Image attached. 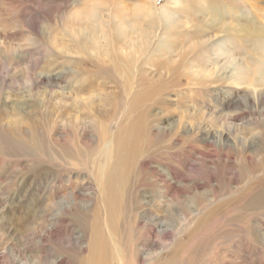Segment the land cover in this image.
I'll list each match as a JSON object with an SVG mask.
<instances>
[{
	"label": "rangeland",
	"instance_id": "rangeland-1",
	"mask_svg": "<svg viewBox=\"0 0 264 264\" xmlns=\"http://www.w3.org/2000/svg\"><path fill=\"white\" fill-rule=\"evenodd\" d=\"M148 1L154 5L155 15L161 16L163 10L179 13L178 9L173 10L169 0H108L109 13L113 12L114 20L120 14L127 15L125 9L130 10L129 14L132 11L139 14L136 6ZM194 1L185 0V3L192 6ZM229 1L221 0L220 3L232 14L221 18L230 22L232 17H254L264 25V10H255L251 6L252 1ZM261 2L264 8V0ZM92 4L93 0H0V125L4 130L14 117L27 116L26 121L30 116L36 119L37 112L43 113L48 108L54 111L59 107L56 104L67 107L73 101V95L63 89L67 83L57 77L62 72L74 70L75 66L70 62L75 57L85 59V56L64 54V48L72 46L66 41L71 39L69 36L74 37L67 27L68 19L75 15L82 18ZM177 5L181 4L177 2ZM106 8L100 7L99 14L108 13ZM209 11L210 7L205 8L198 16L209 18ZM203 25V28L208 27L207 22ZM161 30L156 31L158 39L153 40L155 46L164 37L161 33L158 35ZM203 35L210 41L198 53V58L192 59L189 68L195 70L204 66L203 70L212 69L209 82L224 77L221 68L228 62L217 63L219 56L212 54L213 51L220 50L235 58L236 64H242L248 49L256 45L251 39L234 35L226 38L220 33L215 37L208 32H203ZM154 48H146L145 56ZM106 65L111 69L110 62ZM226 69L224 74L232 72L229 67ZM143 70L150 74L153 83L157 82L153 67L145 66ZM38 77L40 83H37ZM178 78V86H167L157 99L151 96L147 102L149 117L146 118L152 139L160 136L157 151L160 148L165 155L159 161L160 166L173 172L170 184L177 196L174 217L169 216V199L165 192L168 182L155 171L157 158L154 156L152 160L155 163L148 165L137 162L133 167L136 172L133 187L141 193H150L154 199L160 194L156 201L162 202L158 212L162 232L156 227L152 237L148 239L150 234H147L144 247L139 245V249L143 252L156 250L149 264H264V205L254 206L256 202L253 200L255 194L264 192V171L244 168L246 159L249 161L257 157L249 152L244 155L239 145L224 149L207 147L200 140L198 130L194 135L186 137L184 134L185 125L206 127L211 116H218L220 111H224V115L238 114L232 122L235 130H231L229 137L232 141L240 140L248 132L246 123L256 129V120L264 104L253 103L243 85L233 87L219 80L207 88L188 89L189 78ZM28 80L33 81L31 88ZM107 87L104 88L106 93L113 92L117 97L118 90ZM102 88L96 90L97 95L105 93H99ZM146 89L148 92L152 90L151 87ZM132 91L131 100L138 89ZM127 101L130 102L128 95L123 96L124 106ZM22 108L31 113L23 115L20 112ZM201 115H204V120H199ZM68 118L69 115L55 117V127H67ZM79 118L81 129L90 125L89 119ZM116 127L117 122H114L110 129ZM59 131L57 129L55 133L60 135ZM70 142L68 137H58L56 143L51 142V149L64 157L63 150L69 148ZM78 146L82 147L80 143ZM51 154L54 156V153ZM95 157L96 154L93 159ZM87 164L86 168L79 162L76 167L69 163L60 168V172L51 175L44 170L50 162L43 156L33 161L15 155L12 150L0 152V264H41L43 256H47L46 264H55L58 259L62 264H74L73 256L86 243L74 217L85 220L93 209L99 208L98 180L107 159L102 155ZM190 209L192 214L188 217ZM126 222L119 221L121 225ZM155 222L158 223V220ZM143 225L145 223L141 218L139 227ZM78 237L82 241L73 243Z\"/></svg>",
	"mask_w": 264,
	"mask_h": 264
},
{
	"label": "bare ground",
	"instance_id": "bare-ground-1",
	"mask_svg": "<svg viewBox=\"0 0 264 264\" xmlns=\"http://www.w3.org/2000/svg\"><path fill=\"white\" fill-rule=\"evenodd\" d=\"M220 1L195 0L191 6L186 4L185 0H169V3L174 6L173 10L178 9L179 13L163 10L161 16L154 14V5L148 1L146 4L136 6L135 10L138 9L139 14L136 11L129 14L130 10L125 9L127 15L120 14L114 20L113 12L109 13L108 0H93L91 8L83 14L82 18H80L81 15H75L68 19L67 27L71 29L70 32L74 34V37L69 36L71 39L66 41V43L71 42L72 46L69 45V49L64 48V54L85 56V59L75 57L73 62L68 60L75 66L74 70L58 73L57 78L67 83L63 89L73 95V101L67 107L61 106L60 103L56 104L59 107L53 109L54 111L48 108V112H37L36 119L30 116L26 121L27 116L14 117L5 130L0 125L1 153L12 150L15 155L30 158L33 161L43 156L50 162V166L45 167L44 170L51 175L60 172V168L69 163L76 167V163L79 162L87 168V163L90 161L93 163L96 158L106 156L107 164L103 167L98 180L101 197L99 208L93 209L85 220L74 217L83 231L82 240L86 241L80 252L73 256L74 264H137V262L149 264L151 258L156 255V250L143 252L139 249V245L144 247L147 234H150L148 239L151 238L156 227L159 232H162V222L158 215L162 202L156 201L160 198V194L154 199L151 198L150 193H141L133 187L136 176L133 167L137 162L148 165L155 163L152 160L154 156L157 158L155 171L168 182L165 192L169 199L168 209L171 213L169 216L174 217L172 214L177 203V196L176 190L174 192L170 184V180H173V172L160 166V159L163 160L165 157L163 150L158 148L157 151L156 147L160 136L152 139L151 132L148 133L146 118L149 117L147 116L149 106L147 102L152 95L157 99L167 86L179 85V76H186L187 79L189 78L187 85L190 86H186L188 89L207 88L217 84L219 80H224L223 84L228 82L227 84L233 87L245 86L244 90L251 95L253 103L264 104V25L254 17L245 19L232 17L231 21L227 22L221 17L232 14V11L223 8ZM250 1L255 10H264L261 7V0ZM177 2L181 5H177ZM105 6L108 13L105 11V14H99L100 7ZM209 7L211 14L209 18L204 19L198 16ZM256 13L259 15V12ZM205 22L208 23L207 28H203ZM159 28L162 30L158 35L161 33L164 37L158 46H155L153 40L158 39L156 31ZM203 32L211 33L213 37L218 33L225 38L230 35L244 37L251 39L256 45L248 49L242 64H236L235 58L232 59L230 55H225L220 50L218 52L209 50L213 51L212 54L219 56L217 63L223 60L228 61L221 68L224 77L214 78L212 82H209L212 69L203 70L204 66L195 70H192L193 67L189 68L193 60L198 58V53L203 51L210 41ZM183 45L187 47L184 48ZM148 47H155L150 54L156 60L149 53L147 55L150 57L145 56V50ZM109 62L111 69L106 65ZM145 66L153 67V71L157 74L155 75L157 82L153 83L150 74L143 70ZM228 67L232 72L224 74ZM37 80V83H40L39 77ZM28 82L31 88L33 81L28 80ZM107 86L118 90L117 97L120 92V98L118 97L120 101L113 92L106 93L104 88ZM148 87H151V92L147 91ZM98 88H102L99 93L104 91L105 93L97 95ZM135 89L138 91L131 100L130 91ZM127 95L130 102L127 101L124 106L122 97ZM146 97H148L147 100ZM123 111L126 112L123 113ZM20 112L23 115L31 113L24 108ZM67 115H69L67 127H62L63 129L55 127L54 118ZM237 115H224V111H220L218 116L210 117L206 127L196 128L194 125L195 127L192 128L190 125H185L187 129L184 134L187 137V135H194L198 130L204 145L215 149L239 145L244 155L249 152L257 157L249 161L246 159L244 168L263 172L264 158L260 157L264 156V105L257 117L256 129L254 130L249 123H246L248 132L240 140L232 141L229 133L235 130L232 122ZM79 117L89 119L90 125L81 129ZM203 117L204 115H201L199 120ZM114 122H117L116 129H110ZM57 129L60 130V135L55 133ZM41 132L44 134L41 135ZM62 136L71 139L69 148L63 150L64 157L51 149V142L56 143L58 137ZM79 143L82 147L78 146ZM51 153H54V156ZM95 154L96 157L93 159ZM253 200L256 202L254 206L264 205V192L255 194ZM164 205L167 207V203ZM191 214L190 209L188 217ZM141 218L145 225L139 227ZM157 220L158 223L155 222ZM119 221L127 222L121 225ZM82 240L78 237L76 241L73 240V243L78 244ZM83 252L84 254L81 255ZM46 262L47 256H43L41 264ZM55 264H62L61 259L56 260Z\"/></svg>",
	"mask_w": 264,
	"mask_h": 264
}]
</instances>
